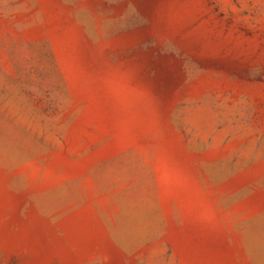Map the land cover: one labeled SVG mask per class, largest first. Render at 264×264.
Returning <instances> with one entry per match:
<instances>
[{"label":"rangeland","instance_id":"1","mask_svg":"<svg viewBox=\"0 0 264 264\" xmlns=\"http://www.w3.org/2000/svg\"><path fill=\"white\" fill-rule=\"evenodd\" d=\"M0 264H264V0H0Z\"/></svg>","mask_w":264,"mask_h":264}]
</instances>
